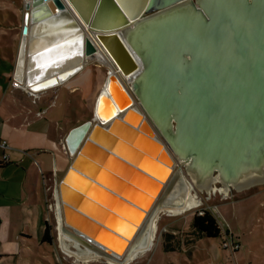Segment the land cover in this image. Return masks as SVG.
I'll list each match as a JSON object with an SVG mask.
<instances>
[{
  "label": "water",
  "instance_id": "water-1",
  "mask_svg": "<svg viewBox=\"0 0 264 264\" xmlns=\"http://www.w3.org/2000/svg\"><path fill=\"white\" fill-rule=\"evenodd\" d=\"M26 8L18 69L26 63L32 90L66 82L99 52L114 71L93 117L65 140L73 163L57 190L58 224L80 248L124 264L150 224L187 210L193 192L264 184V0Z\"/></svg>",
  "mask_w": 264,
  "mask_h": 264
},
{
  "label": "crops",
  "instance_id": "crops-1",
  "mask_svg": "<svg viewBox=\"0 0 264 264\" xmlns=\"http://www.w3.org/2000/svg\"><path fill=\"white\" fill-rule=\"evenodd\" d=\"M21 41L22 36L0 41V49H8L6 60L3 58L7 63L6 68L0 69V143L6 141L8 145L7 148L0 145V264L35 261L32 255L35 244L41 247L54 245L64 254L63 257H74L69 256L62 246L66 241H62L60 236L67 234L58 224L56 201L60 182L73 163L65 140L70 130L82 122H78L75 116L71 120L66 116L65 120L66 111L63 118L58 106L63 100L61 107L66 104L65 110H69L71 104L81 106L84 101L83 106L93 113L107 81L106 70L90 62L66 82L37 90V96L32 97L23 89L13 86V81L22 82L28 78L26 63L22 69H18ZM4 155L9 156L7 161H3ZM239 194L234 192L230 196L233 198ZM196 196L200 198L202 208L209 209L211 207L207 201L218 195L210 198L199 194ZM48 205L52 212L46 217ZM187 211L172 213L167 210L161 213L157 219L156 233L160 226L163 232L166 230L173 235L169 239L178 245L180 251L189 253L203 238L191 242L194 237L188 234L191 226L186 231L178 225L184 215L191 213ZM48 226L51 227L53 243L42 241ZM163 232L159 233L162 241ZM56 240L58 245L55 244ZM237 241L241 245L238 238ZM67 245L73 250L74 247Z\"/></svg>",
  "mask_w": 264,
  "mask_h": 264
},
{
  "label": "rangeland",
  "instance_id": "rangeland-1",
  "mask_svg": "<svg viewBox=\"0 0 264 264\" xmlns=\"http://www.w3.org/2000/svg\"><path fill=\"white\" fill-rule=\"evenodd\" d=\"M24 19L22 0H0V41H8L9 38L15 36L21 37L25 24ZM16 51L17 47H15V53ZM7 53L8 49H0V69L6 68L7 63L3 61V58L8 55ZM102 68L107 72V65ZM62 103L63 100H60L58 108H61L63 118L66 111L65 120L66 116L69 120L75 116L78 122H84L93 117V113L83 106L84 101L81 106L71 104L69 110H65L66 104L61 107ZM240 193L233 198L218 195L213 200L207 201L211 207L209 209L215 214L223 232L229 231L235 240L238 238L242 242L238 252L232 253L229 249H224L222 237L202 239L189 253L186 250L166 252L163 241L159 238V233L163 232L159 226L151 248L124 264H264V184L251 191L246 190ZM193 194L196 197V193L193 192ZM200 207L202 208V205L199 204L188 209L187 212L191 213L184 215L178 225L189 231L194 210L197 211ZM51 212L48 205L46 217H49ZM73 242L68 241L67 243L71 246L70 248L74 247L70 250L77 252V255H70L67 252L69 256H74L65 255L67 259L54 245L45 244V247H41L35 244L36 247L32 251L35 261H29L27 264H112L105 257L87 256L86 250H91L85 247L80 248L79 245L74 244L76 242ZM55 244L58 245L57 240ZM79 254L86 256L81 258Z\"/></svg>",
  "mask_w": 264,
  "mask_h": 264
},
{
  "label": "trees",
  "instance_id": "trees-1",
  "mask_svg": "<svg viewBox=\"0 0 264 264\" xmlns=\"http://www.w3.org/2000/svg\"><path fill=\"white\" fill-rule=\"evenodd\" d=\"M202 210L203 213L199 214L198 210ZM198 209L191 222V231L188 233L190 236H194L191 242H195L198 239H207V238H219L223 237V230L218 223V220L215 214L206 208ZM163 245L166 252H175L180 250L178 245L174 241H170L169 237H172V234H168L167 231L163 232ZM53 235L51 227L48 226L45 230L42 241L44 243H53ZM190 251V250H189Z\"/></svg>",
  "mask_w": 264,
  "mask_h": 264
},
{
  "label": "bare ground",
  "instance_id": "bare-ground-1",
  "mask_svg": "<svg viewBox=\"0 0 264 264\" xmlns=\"http://www.w3.org/2000/svg\"><path fill=\"white\" fill-rule=\"evenodd\" d=\"M105 55L106 53L105 52H99L96 56L99 60H101L102 62H105ZM70 201H75V199H73L72 197L69 198ZM201 202V200L196 196H192L190 197V200L188 202V209H191L197 205H199ZM181 210H174V211H171L172 213H178L180 212ZM185 212V211H184ZM157 220H155L154 222H152L150 224V228L146 230L145 234L136 242L135 246H134V249L132 250V252H130L129 254V259L128 261L136 258L137 256L141 255V254H144L145 252H147V250H149L151 248V246L153 245L154 241H155V236H156V229H157ZM61 240H65L66 243L62 244V246L64 247V249L70 254V255H77L74 251H71L69 248H68V245H67V242L70 241V242H73L72 240H70V238L67 236V235H62L61 234ZM142 239V241H141ZM141 241V243H139ZM74 243V242H73ZM139 243V244H138ZM76 245H78L77 243H74ZM86 253H87V256H90V257H96V258H101V256L93 251H88L86 250ZM79 257L83 258L82 256H86L84 254H79L78 255ZM109 262L112 263V264H119L118 261H116L115 259H112V258H108Z\"/></svg>",
  "mask_w": 264,
  "mask_h": 264
},
{
  "label": "built area",
  "instance_id": "built-area-1",
  "mask_svg": "<svg viewBox=\"0 0 264 264\" xmlns=\"http://www.w3.org/2000/svg\"><path fill=\"white\" fill-rule=\"evenodd\" d=\"M33 0H22V3H23V13H24V20H25V24L27 23V21H26V17H29V10H27V8H26V6L28 5V4H30L31 2H32ZM24 24V25H25ZM96 44H97V41H96ZM98 54V53H97ZM105 62H102L101 60H99L98 58H97V56H96V58L95 59H93V60H90V62L92 63V62H95V61H97L96 62V64L98 65V66H100V67H102V66H104V63H109V62H111V59H110V57H109V55H105ZM114 71L112 70V68H110V67H108V70H107V77H108V75L109 74H112ZM13 86H15V87H18V88H20V89H23L26 93H28L30 96H32V97H36L37 96V94H38V92L37 91H35V90H32L30 87H28V86H26V84H24V83H22V82H18V81H13ZM0 145L3 147V148H7L8 147V145H7V142L6 141H2L1 143H0ZM67 149V148H66ZM9 159V156L8 155H4L3 156V161H7ZM51 207V206H50ZM210 210V209H209ZM198 213L199 214H202L203 213V211L200 209V210H198ZM164 231H166V230H164ZM223 234H224V236L222 237V243H223V247H224V249H229L232 253H235V252H237V251H239L240 250V248H241V245H240V243L237 241V240H235L234 238H233V236L232 235H230V232L229 231H226L225 233L223 232Z\"/></svg>",
  "mask_w": 264,
  "mask_h": 264
}]
</instances>
